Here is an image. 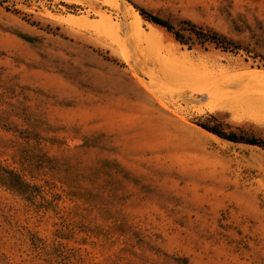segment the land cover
<instances>
[{
	"label": "rangeland",
	"instance_id": "obj_1",
	"mask_svg": "<svg viewBox=\"0 0 264 264\" xmlns=\"http://www.w3.org/2000/svg\"><path fill=\"white\" fill-rule=\"evenodd\" d=\"M255 71L264 0H4L0 264H264Z\"/></svg>",
	"mask_w": 264,
	"mask_h": 264
},
{
	"label": "trees",
	"instance_id": "obj_2",
	"mask_svg": "<svg viewBox=\"0 0 264 264\" xmlns=\"http://www.w3.org/2000/svg\"><path fill=\"white\" fill-rule=\"evenodd\" d=\"M4 0H0V4L2 5ZM140 15L146 20L157 24L161 27L166 28L169 32H172L177 40L180 41L181 36L178 32H175L173 26H171L168 22L149 14L143 10H138ZM186 31L193 34L198 40L202 42H208L214 44L217 48L222 49L223 51H238L239 46L234 44L232 41L228 40L226 37L218 34L217 32L203 29L202 27H198L197 25L191 22H185ZM202 129L215 135L216 137L232 142V143H244L251 146H258L264 148V141L257 138H239L234 134H224L223 132L216 130L215 128H209L207 126H200ZM0 182L4 183L10 187H15L17 189H21L22 181L21 179L15 175L11 171L0 170Z\"/></svg>",
	"mask_w": 264,
	"mask_h": 264
},
{
	"label": "bare ground",
	"instance_id": "obj_3",
	"mask_svg": "<svg viewBox=\"0 0 264 264\" xmlns=\"http://www.w3.org/2000/svg\"><path fill=\"white\" fill-rule=\"evenodd\" d=\"M102 2H103V1H102ZM70 20H72V19H70ZM70 20H69V21H70ZM77 22H78V21H77ZM73 25H74V24H73ZM251 72H252V71H251ZM247 75H248V74H247ZM250 75H251V77H250V76H249V77L252 78L253 81H254L255 83H257V84H259L261 87H263L262 89H264V72H260V71L257 72V71H255V72L251 73ZM181 77L184 78L183 75H179V74L174 75V77H173V79H175L174 82H175V83H177V82H180V83H181V79H180ZM247 78H248V77H247ZM184 79H186V78H184ZM248 79H249V78H248ZM216 80H218V79H216ZM172 81H173V80H172ZM211 81H212V80H211ZM185 82H187V81L182 82V84L185 83ZM219 82H221V81L219 80ZM223 82H224V81H223ZM232 82H233V81H232ZM250 82H251V81H250ZM228 83H229V82H228ZM228 83L225 82V84H228ZM178 84H179V83H178ZM185 84H186V83H185ZM185 84H184V85H185ZM187 84H188V83H187ZM187 84H186V85H187ZM221 84H222V83H221ZM258 87H259V86H258ZM262 91H263V90H262ZM263 92H264V91H263ZM260 94H262V93L260 92ZM255 95H257V94H255ZM258 95H259V94H258ZM263 95H264V94H263ZM245 96H246V95H245ZM238 97H239V96H238ZM255 97H256V96H255ZM255 97H254V98H255ZM257 98H258V97H257ZM255 99H256V98H255ZM255 99H254V100H255ZM261 100H263V99H261ZM261 100L259 99V101H260L259 103H262ZM252 101H253V100H252ZM256 101L258 102L257 99H256ZM254 102H255V101H254ZM254 102H253V104H254ZM245 105H246V104H245ZM256 105L258 106V103H257ZM256 105L254 104V106H256ZM235 106H236V105H235ZM238 106H239V105H238ZM242 106H243V105H242ZM254 106H253V107H254ZM259 106H260V105H259ZM248 107H249V106H248ZM260 107H261V106H260ZM244 108H245V107H244ZM244 108H243V109H244ZM246 108H247V107H246ZM254 108H255V107H254ZM257 108H258V107H257ZM257 108H256V112L259 113V112L257 111ZM252 109H253V108H252ZM249 110H250V108H249ZM252 111H255V109L251 110V113H252ZM263 115H264V114H263ZM258 117H259V115H258ZM258 117H257V118H258ZM262 117H263V116H262Z\"/></svg>",
	"mask_w": 264,
	"mask_h": 264
}]
</instances>
